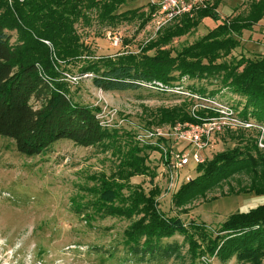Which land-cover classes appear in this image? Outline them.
Here are the masks:
<instances>
[{
	"label": "trees",
	"instance_id": "16d2710c",
	"mask_svg": "<svg viewBox=\"0 0 264 264\" xmlns=\"http://www.w3.org/2000/svg\"><path fill=\"white\" fill-rule=\"evenodd\" d=\"M125 1L14 0L8 4L0 0V137L10 139L16 152L27 158L43 154L60 140L109 152L111 172L89 177L93 183L88 190L94 197L91 205L96 213L129 222L123 231V243L132 252H159L163 240L179 235L187 243L189 264H207L213 257L260 264L264 259V204L232 213L212 229L202 222L191 220L185 225L178 217H165L157 205L160 189L151 185L145 192L141 185L130 182L146 176L153 183L155 172L148 166L149 154L160 153V148L140 144L133 132L122 127L102 125L96 117L98 107L72 100L65 75H72L76 69L79 77H91L93 86L104 92L146 89L161 97L183 100L181 107L157 109L144 127L192 123V114L199 119L214 116L193 101L212 97L218 91L207 92L193 82L220 77L230 94L245 100L238 114L244 119L253 117L264 126V54L256 60L221 61L238 45L237 37L251 31L262 17L264 0L250 1L245 16L224 20L177 52L160 47L196 28L205 17L218 20L214 4L193 18L182 17L174 28H163L162 37L143 45L138 53L94 55L75 28L80 22L89 26L93 13L100 24L108 26L135 16L142 26L152 19L155 8L148 4L147 12L117 14ZM152 49L155 51L149 55ZM182 78L191 83L182 85ZM229 138L238 145L198 164L197 176L181 184L173 195L176 206H183L236 172L264 177V149H258L256 137L238 133Z\"/></svg>",
	"mask_w": 264,
	"mask_h": 264
},
{
	"label": "rangeland",
	"instance_id": "374dc122",
	"mask_svg": "<svg viewBox=\"0 0 264 264\" xmlns=\"http://www.w3.org/2000/svg\"><path fill=\"white\" fill-rule=\"evenodd\" d=\"M13 1L6 0L8 4ZM250 1L252 0H213L218 20L205 17L196 28L181 37L171 39L160 49L177 52L192 45L224 20L245 16ZM131 10L147 12V0H126L116 13ZM95 16L93 13L89 26L80 22L75 28L81 40L96 56L138 53L143 45L162 37L160 30L180 24L178 20L157 30L153 18L142 26L141 20L135 16L130 21L122 20L108 26L100 24ZM107 32L111 33L109 38ZM114 39H117L116 45ZM237 39L238 45L221 61L259 59L264 54V14L251 31H243ZM154 51L152 49L148 54L152 55ZM65 80L70 83L74 102L98 107L97 114L104 115L103 122L112 115L110 123L123 120L118 127L135 135L142 130L158 129L174 138L178 126L190 125L184 134L202 137L212 125H221L215 112L218 106H221V111H225L228 105L238 107L236 110L231 108L235 116L240 122L250 123L251 127L244 128L240 123L230 124L225 126L227 131L210 132L203 149L196 147L195 151L188 147L189 152L195 151L202 162L237 146L238 143L229 136H236L238 133L254 139L256 137L258 149H264V126L253 117L244 119L238 114L242 108L240 104L245 100L230 94L221 84L220 77L193 82L207 92L218 91L212 97L193 101L197 103V107L212 111L214 116L199 119L192 114L195 120L192 123L148 127H144L145 121L152 120L157 109L181 107L183 100L161 97L153 90L146 89L136 92H104L93 86L91 77H79L76 69H73L72 75H65ZM190 83L182 78V85ZM195 107L194 105L193 109ZM213 120L218 123L212 124ZM164 142L169 144L173 140L168 142L162 139L163 146ZM176 146L179 148L183 145ZM178 151L175 147L173 153H179ZM112 162L109 152L101 153L96 147L83 148L65 140L55 142L41 155L27 158L16 152L10 139L0 137V264H189L187 243L182 236L175 235L163 240L159 252L135 253L123 243V231L129 222L95 212L91 205L94 197L88 191L93 185L89 177L100 172L109 174L113 169ZM198 164L200 163L193 160L187 165L179 166L175 157L163 158L162 151H153L149 154L148 161V166L155 172L153 183L146 176L134 177L130 182L141 185L145 192L151 185H156L160 189L157 198L159 211L167 218L178 217L185 225L193 220L212 229L232 213L246 212L264 204V177L260 174L254 176L251 173L236 172L209 186L203 194L196 195L183 206H176L173 195L181 184L197 176L195 168ZM75 203L80 207L77 208ZM167 247L174 249L165 253L163 249ZM207 264L250 263H241L235 257H213ZM260 264H264V259Z\"/></svg>",
	"mask_w": 264,
	"mask_h": 264
},
{
	"label": "built area",
	"instance_id": "2783aa9c",
	"mask_svg": "<svg viewBox=\"0 0 264 264\" xmlns=\"http://www.w3.org/2000/svg\"><path fill=\"white\" fill-rule=\"evenodd\" d=\"M23 1V0H19ZM213 3V0H147V4L149 7L155 8L152 18L155 21L156 29H160L170 23L180 20L182 17L193 18L198 11L205 10L209 8ZM109 38L111 33H106ZM114 44H117V39H114ZM218 106L215 109V112L218 115L217 121L221 122V125H212L207 131V133H203L202 137L199 136H190L184 134L188 127L187 126H178V130L175 131V137L171 138V135L164 133L158 129H146L142 130L141 133L135 136V139L143 145L155 146L161 149L163 158L165 157H175L176 162L179 166H184L190 163L191 161H195L196 163H202V160L198 157L196 151V147L203 149L204 145L207 144V137L210 132H217L222 129V127L230 126V124H238L240 123L244 128H250L251 125L248 122H240V120L235 116L233 110L230 107L225 108V111H221ZM220 111H219V110ZM218 111V112H217ZM99 114V113H98ZM96 114V117L101 120L102 125H107L109 127L116 126L123 123V120H119L115 123H110V119L107 118L106 122L102 121L104 115L100 113V115ZM239 120H237L236 118ZM213 120L214 122L218 123ZM112 122V121H111ZM162 139L171 142L167 143L168 148L162 145ZM172 139V140H171ZM161 140V141H160ZM156 141V142H155ZM177 144H182V147L176 146ZM177 147L179 153H173L174 148ZM187 147V148H186ZM188 147L193 148L194 152H189ZM186 150V151H185ZM184 151V152H183ZM164 163H167L163 160ZM173 168V165H171Z\"/></svg>",
	"mask_w": 264,
	"mask_h": 264
}]
</instances>
